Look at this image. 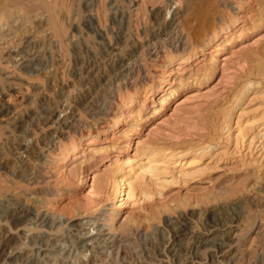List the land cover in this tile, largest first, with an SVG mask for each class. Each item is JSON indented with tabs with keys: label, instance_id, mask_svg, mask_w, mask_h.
<instances>
[{
	"label": "rangeland",
	"instance_id": "obj_1",
	"mask_svg": "<svg viewBox=\"0 0 264 264\" xmlns=\"http://www.w3.org/2000/svg\"><path fill=\"white\" fill-rule=\"evenodd\" d=\"M178 1L13 9L0 30V264H108L85 246L97 225L128 236V263L264 264V0H229L223 30L186 52L172 43L195 0ZM101 101L107 114L91 117ZM149 143L163 166L129 176ZM107 165L133 184L119 183L127 202L94 180Z\"/></svg>",
	"mask_w": 264,
	"mask_h": 264
},
{
	"label": "bare ground",
	"instance_id": "obj_2",
	"mask_svg": "<svg viewBox=\"0 0 264 264\" xmlns=\"http://www.w3.org/2000/svg\"><path fill=\"white\" fill-rule=\"evenodd\" d=\"M44 0H0V30H2L6 25H11L10 22L8 23V20L10 19V17H12L13 15V12L14 10L20 8V7H25L26 4L28 5V7L32 6L31 5L32 3H41L40 5H42V3L44 4L43 2ZM187 2V0H186ZM47 2H45L46 4ZM192 3V2H191ZM44 4V5H45ZM179 6H182V5H185V2L184 0H179L178 3H177ZM35 5V4H34ZM43 5V6H44ZM48 5V4H47ZM188 5V4H187ZM233 4L230 3V1L228 0H195V2L193 3V5L190 7V15L186 18L185 22H183L182 24H180V21L179 23H175V25L177 24L176 28L178 30V39L175 40L176 42L175 43H172L174 44L175 48H176V52H179L182 50V52H186L188 51L189 49V46L190 44H196L197 46H201V44L203 43V38H204V33L206 31H211L212 33H215V31L217 30H223V27H218L216 26L215 27V22L218 21V23H223V24H226L225 21H224V17L220 11V9H229V7H231V10H233ZM27 7V6H26ZM30 7V8H32ZM36 7V6H35ZM48 7V6H47ZM186 7V6H185ZM40 8V7H39ZM184 8V7H183ZM14 9V10H13ZM25 9V8H24ZM45 9V8H44ZM48 9H50L48 7ZM181 9V7H180ZM179 9V10H180ZM27 10V9H26ZM32 10V9H31ZM51 10V9H50ZM182 10V9H181ZM187 10V8L185 9ZM23 11V10H22ZM25 11V10H24ZM35 11V9H34ZM38 11V10H37ZM226 11V10H225ZM47 12V11H46ZM181 12V11H180ZM187 12V11H186ZM185 12V13H186ZM18 13V12H17ZM188 13V12H187ZM23 14V13H21ZM20 14V15H21ZM25 14V13H24ZM27 14V13H26ZM177 14V13H176ZM182 14V13H181ZM15 15V14H14ZM13 15V16H14ZM19 17H22L20 16ZM176 15H174L175 17ZM183 16V15H182ZM185 16V15H184ZM28 19V18H27ZM175 19V18H174ZM43 21V20H42ZM52 22V21H51ZM56 22V21H55ZM53 22L52 26H53V29L58 32L59 29H58V26H57V23ZM16 23H19V22H16ZM217 23V24H218ZM254 26H257L256 24ZM50 27V26H49ZM48 27V28H49ZM12 28V27H10ZM9 29V28H8ZM13 29V28H12ZM11 29V30H12ZM46 29V28H45ZM6 30V29H4ZM176 30V31H177ZM8 31V30H7ZM5 31L9 36L11 34V32L13 31H8L10 32V34ZM1 32V31H0ZM43 32V31H42ZM4 32H1V34H3ZM0 34V38L3 39V35L1 36ZM42 34V33H40ZM211 35V34H210ZM5 36H7L5 34ZM176 36V37H177ZM5 42L8 43L6 41V38H4ZM8 40V39H7ZM37 41V40H36ZM4 42V41H3ZM14 42V41H13ZM11 42V43H13ZM166 42V41H165ZM174 42V41H173ZM3 44V43H2ZM171 44V45H172ZM13 45L15 46V42L13 43ZM195 45V46H196ZM203 45V44H202ZM20 47V46H19ZM173 47V46H172ZM192 47V46H191ZM174 48V49H175ZM6 49V48H4ZM3 50V49H2ZM7 50V49H6ZM1 51V50H0ZM8 51V50H7ZM3 53H4V50H3ZM2 53V54H3ZM16 53V52H15ZM18 53V52H17ZM39 54V53H38ZM17 56V54H16ZM15 58V56H14ZM6 59V58H5ZM13 59V58H12ZM10 60V59H9ZM15 60V59H14ZM2 62V61H1ZM1 68V67H0ZM210 69L208 68V70H206L205 72L210 73ZM205 73V74H206ZM189 80V79H188ZM182 81V80H181ZM184 83V82H183ZM187 83V82H186ZM185 83V84H186ZM181 84V83H180ZM189 84V83H188ZM181 87H183V84H181L179 87H176L174 88L173 90H168L170 92H167L166 96L163 97L162 101H161V105L162 107H165V104L169 101L168 100V97H172L177 91H179L178 89H180ZM169 93V94H168ZM103 95V94H102ZM194 97V96H193ZM102 100V99H101ZM190 100V99H189ZM96 102V101H95ZM95 102H92L95 104ZM91 103V104H92ZM95 107L93 106H87L88 108H86L85 110H87L90 114L91 117L93 118H103L108 112L105 108H103V101H101V103H99L98 105H94ZM60 112V111H59ZM87 112V113H88ZM155 114V112H154ZM75 129V128H74ZM77 131V130H76ZM148 141V140H147ZM96 140H92L90 141L89 143L90 144H95ZM137 146H139V144L142 142H137ZM151 143V142H150ZM149 143V146L147 147L146 145H144L146 148H144L143 146V149H144V153L146 152L145 154V160H146V163H143L140 164V163H137V162H132L128 159V162H127V171L126 173L129 174V176H135V170H138L140 171V174L138 178H143L144 179V175H149L151 174L152 172L154 171H157V168L158 166H163L162 163H160L163 159H167L165 158V156H163V152H159L158 153V150H154V148L151 147V144ZM140 144V146H141ZM132 145V144H131ZM141 147L137 148L140 150ZM105 150V149H104ZM143 152V151H142ZM203 152V151H202ZM131 153V151H130ZM98 155L95 157V158H92L91 161L89 162V165L88 166H84V164L80 165L79 169L81 168V172L82 174H88L89 175V169L91 168V166H96L98 167L99 165L103 164L102 162L104 161V158H103V150H99ZM105 156V155H104ZM121 156L120 153H117V155L114 157L116 160H114V164H116V167L120 170L121 168V160L119 159V157ZM201 156V155H200ZM174 157V156H173ZM112 157L108 156L106 158V162H110L111 160L113 161ZM159 158H161V161H159ZM163 158V159H162ZM201 158V157H200ZM76 159V158H75ZM170 161V159L168 160ZM196 163L191 160L188 167H191L193 165H195ZM112 165H107L105 168H108V169H105L102 170V175L98 173H94V180L95 181H98V179L100 180V189H102L103 192L107 191L108 188H110L111 186L114 188V190H116V194L120 195V196H127L125 200L121 199L120 201L121 202H127L130 198H131V195L130 193H128L127 195L123 194V191L122 189L119 187V183H121L122 185H127V187H132V183L131 182H126L125 181V178H121L120 177V172L119 170L115 169V167H113L114 169L113 170H110L112 169L111 167ZM184 168L185 166H187L186 164L183 165ZM122 169V168H121ZM104 173V175H103ZM143 174V175H142ZM93 180V182H94ZM87 182V181H86ZM99 182V181H98ZM43 191V190H42ZM122 204H120L118 207H121ZM62 223V222H61ZM86 226V225H84ZM71 227V226H70ZM81 227L80 226L78 229H77V232H81ZM75 228V227H74ZM97 231H96V236H89V237H86V242H85V246H88L89 250L93 251L96 255V257H98L99 255L100 256H105L107 258V262L108 264H134V263H128L126 260L125 257H123L122 255V251L121 249H123L122 247H124L123 245H126L125 247L127 248H131L130 246V239L127 238V237H115V236H103V235H100L101 233V226L100 225H97L96 227ZM74 232V231H73ZM180 233V232H179ZM178 233V234H179ZM71 236V235H70ZM185 245V244H184ZM205 245V244H204ZM191 246V242L189 241L185 247L189 248ZM97 250H99V255ZM205 251H207L208 249H204ZM125 251V250H124ZM123 251V252H124ZM125 253V252H124ZM136 253V252H134ZM48 254V253H46ZM45 254V255H46ZM130 254V253H129ZM142 254V253H141ZM136 255V254H135ZM129 256V255H128ZM99 258V257H98ZM97 258V259H98ZM187 258V257H186ZM185 258V259H186ZM131 259V258H130ZM141 260V259H140ZM104 261V260H103ZM105 262V261H104ZM144 263L142 264H146L145 263V260L143 261ZM106 264V262H105ZM192 264V263H191Z\"/></svg>",
	"mask_w": 264,
	"mask_h": 264
}]
</instances>
